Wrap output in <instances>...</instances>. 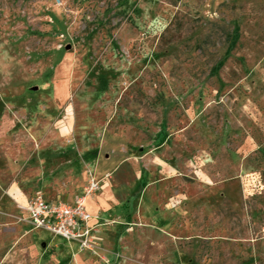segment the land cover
<instances>
[{
	"label": "rangeland",
	"instance_id": "374dc122",
	"mask_svg": "<svg viewBox=\"0 0 264 264\" xmlns=\"http://www.w3.org/2000/svg\"><path fill=\"white\" fill-rule=\"evenodd\" d=\"M0 264H264V0H0Z\"/></svg>",
	"mask_w": 264,
	"mask_h": 264
},
{
	"label": "built area",
	"instance_id": "2783aa9c",
	"mask_svg": "<svg viewBox=\"0 0 264 264\" xmlns=\"http://www.w3.org/2000/svg\"><path fill=\"white\" fill-rule=\"evenodd\" d=\"M88 180L84 194L73 202L48 199L40 192L30 197L25 204H22L30 225L67 240L78 241L82 248L96 245L94 232L100 225L98 221L100 216L88 211L87 198L91 197L101 184L94 176L89 177ZM92 219H97V222L90 224Z\"/></svg>",
	"mask_w": 264,
	"mask_h": 264
},
{
	"label": "crops",
	"instance_id": "0c3cea01",
	"mask_svg": "<svg viewBox=\"0 0 264 264\" xmlns=\"http://www.w3.org/2000/svg\"><path fill=\"white\" fill-rule=\"evenodd\" d=\"M48 199H63V200H65V201H69V202H73L76 198H74V199H71V200H69V199H66V198H63V197H61V196H56V197H51V196H49V195H47V194H44ZM27 200H28V197H25V199L23 200V204H25L26 202H27ZM91 201H92V199H89V200H87V209H88V211L89 212H91L92 214H99L100 216H102V215H105V213H104V211H102L101 209H99V208H95V207H93V204L91 203ZM26 216H27V214H26ZM99 221V220H98ZM97 222V219H92L91 220V222H90V224H94V223H96ZM29 223V222H28ZM29 225H30V223H29Z\"/></svg>",
	"mask_w": 264,
	"mask_h": 264
},
{
	"label": "trees",
	"instance_id": "16d2710c",
	"mask_svg": "<svg viewBox=\"0 0 264 264\" xmlns=\"http://www.w3.org/2000/svg\"><path fill=\"white\" fill-rule=\"evenodd\" d=\"M233 37L230 43V49L234 48V46L237 44V42H239V38H240V30L238 26H235L234 31H233ZM222 64V62L219 63V66Z\"/></svg>",
	"mask_w": 264,
	"mask_h": 264
}]
</instances>
